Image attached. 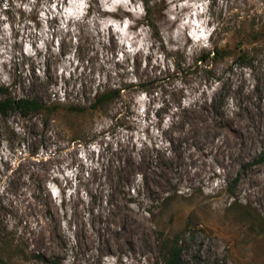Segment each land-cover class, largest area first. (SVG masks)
Listing matches in <instances>:
<instances>
[{"label": "rangeland", "instance_id": "rangeland-1", "mask_svg": "<svg viewBox=\"0 0 264 264\" xmlns=\"http://www.w3.org/2000/svg\"><path fill=\"white\" fill-rule=\"evenodd\" d=\"M0 85L67 93L0 115V264H264V0H0Z\"/></svg>", "mask_w": 264, "mask_h": 264}, {"label": "trees", "instance_id": "trees-1", "mask_svg": "<svg viewBox=\"0 0 264 264\" xmlns=\"http://www.w3.org/2000/svg\"><path fill=\"white\" fill-rule=\"evenodd\" d=\"M225 55L223 48L215 47L211 51H202L196 58V63H205L207 59H218ZM246 53L241 52L237 55L239 61L246 60ZM120 90L116 88L101 90L94 94L92 101L88 105L70 102L67 110L76 115H83L86 111H100L105 105L117 98ZM0 115L4 116L10 112H18L23 118L31 114H44L50 115L54 113L59 104H62L63 99L67 97L66 91L62 95L53 94L51 102H45L39 99V96H16L9 92L8 88L0 85ZM66 94V96H65ZM29 142L32 143L33 139L30 137ZM38 260H44L45 257L41 253L34 254ZM164 264H181V248L177 240L170 242L165 248V261Z\"/></svg>", "mask_w": 264, "mask_h": 264}, {"label": "bare ground", "instance_id": "bare-ground-1", "mask_svg": "<svg viewBox=\"0 0 264 264\" xmlns=\"http://www.w3.org/2000/svg\"><path fill=\"white\" fill-rule=\"evenodd\" d=\"M229 148H230V147H229ZM225 149H226V148H225ZM234 150H235V149H234ZM221 151H222V150H221ZM233 152H234V151H233ZM240 152H241V151H240ZM227 153H229V151H227ZM227 153H226V154H227ZM230 154H231V153H230ZM235 154H236V153H235ZM237 154H238V153H237ZM218 159H219V158H218ZM220 160H221V159H220ZM225 165H226V164H225ZM223 166H224V165H223ZM231 166H232V165H231ZM231 166H230V167H231ZM197 169H198V168H197ZM202 171H203V170H202ZM205 171H206V170H205ZM228 171H229V170H228ZM231 171H232V170H231ZM196 173L198 174L199 172H196ZM202 173H203V172H202ZM200 174H201V173H200ZM192 175H193V173H192ZM194 175H195V174H194ZM199 176H200V175H199ZM190 177H191V176H190ZM196 177H197V176H196ZM205 177H206V176H205ZM194 178H195V177H194ZM202 179H203V178H202ZM199 180H200V179H199ZM196 181H197V180H196ZM204 183H205V182H204ZM260 191H261V190H260ZM254 193H255V192H254ZM254 193H253V194H254ZM262 198H263V197H262ZM263 199H264V198H263ZM263 199H262V200H263ZM262 203H263V202H262Z\"/></svg>", "mask_w": 264, "mask_h": 264}]
</instances>
